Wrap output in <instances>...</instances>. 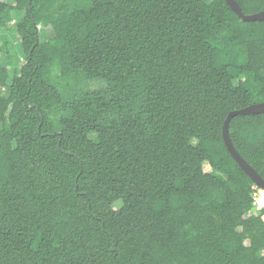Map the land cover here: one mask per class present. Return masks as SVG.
I'll use <instances>...</instances> for the list:
<instances>
[{
  "label": "trees",
  "instance_id": "1",
  "mask_svg": "<svg viewBox=\"0 0 264 264\" xmlns=\"http://www.w3.org/2000/svg\"><path fill=\"white\" fill-rule=\"evenodd\" d=\"M7 1L24 62L0 39V264H264L222 138L264 102V21L223 0ZM228 130L264 180V113Z\"/></svg>",
  "mask_w": 264,
  "mask_h": 264
},
{
  "label": "water",
  "instance_id": "2",
  "mask_svg": "<svg viewBox=\"0 0 264 264\" xmlns=\"http://www.w3.org/2000/svg\"><path fill=\"white\" fill-rule=\"evenodd\" d=\"M226 5L230 8V10L236 14V16L242 21V22H262L264 21V10L252 14V15H244L238 4L234 0H223ZM264 113V102L250 105L244 109L232 111L229 113L223 123L222 127V138L224 145L231 156V158L235 161V163L240 167V169L251 179V181L254 183L256 188L262 190L264 192V180L262 177L238 154L236 149L233 147L232 141L229 137V123L231 119H233L236 116H250V115H259Z\"/></svg>",
  "mask_w": 264,
  "mask_h": 264
},
{
  "label": "rangeland",
  "instance_id": "3",
  "mask_svg": "<svg viewBox=\"0 0 264 264\" xmlns=\"http://www.w3.org/2000/svg\"><path fill=\"white\" fill-rule=\"evenodd\" d=\"M206 1H210V0H206ZM0 2H5V3H9L7 0H0ZM8 16V20L7 23L4 26L0 27V39H7L9 41V43L11 44V48L10 50H8V53L10 56L13 57H17L19 59V62L21 65L24 62V55L22 53V50L20 48V42H19V38L17 36L16 33V25H17V21L20 19V17H18L17 15H15L14 12H10L7 14ZM46 37H51L52 34V30L50 28H44L43 29ZM0 60H5V56H0ZM8 61V59H7ZM10 76H9V80L8 82H11L12 80V76H13V68L10 67ZM73 80H70L68 82H64L63 86L67 89V91H69L68 89L74 90L76 89V87L73 86ZM81 86H84L85 83L84 82H80ZM89 89L95 90L98 88H101L104 86L103 83L101 82H89L86 83ZM0 95H6V91L4 89L0 88ZM204 170L206 172L209 171V168L207 166L204 167ZM264 194V192L258 188H255V193L253 195L254 197V204L256 205L257 209H263L264 206L260 205V199H261V195ZM119 208V204H116L114 206V209H118ZM263 221H264V216H263Z\"/></svg>",
  "mask_w": 264,
  "mask_h": 264
},
{
  "label": "bare ground",
  "instance_id": "4",
  "mask_svg": "<svg viewBox=\"0 0 264 264\" xmlns=\"http://www.w3.org/2000/svg\"><path fill=\"white\" fill-rule=\"evenodd\" d=\"M259 202L261 206H264V194L261 195V199Z\"/></svg>",
  "mask_w": 264,
  "mask_h": 264
}]
</instances>
